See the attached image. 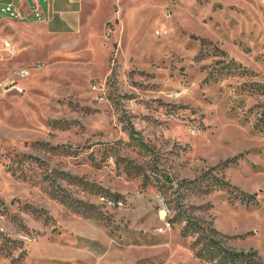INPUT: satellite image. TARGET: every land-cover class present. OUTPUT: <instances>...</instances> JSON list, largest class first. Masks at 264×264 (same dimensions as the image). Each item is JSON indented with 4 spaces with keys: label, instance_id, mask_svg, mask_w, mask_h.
<instances>
[{
    "label": "rangeland",
    "instance_id": "rangeland-1",
    "mask_svg": "<svg viewBox=\"0 0 264 264\" xmlns=\"http://www.w3.org/2000/svg\"><path fill=\"white\" fill-rule=\"evenodd\" d=\"M7 1L0 264H264L261 1Z\"/></svg>",
    "mask_w": 264,
    "mask_h": 264
},
{
    "label": "crops",
    "instance_id": "crops-1",
    "mask_svg": "<svg viewBox=\"0 0 264 264\" xmlns=\"http://www.w3.org/2000/svg\"><path fill=\"white\" fill-rule=\"evenodd\" d=\"M72 3V0H8L3 3L2 11L8 4H12L14 14L8 12L11 16L29 24L45 23L57 33L68 28L65 15L68 11L65 8L72 7Z\"/></svg>",
    "mask_w": 264,
    "mask_h": 264
},
{
    "label": "built area",
    "instance_id": "built-area-1",
    "mask_svg": "<svg viewBox=\"0 0 264 264\" xmlns=\"http://www.w3.org/2000/svg\"><path fill=\"white\" fill-rule=\"evenodd\" d=\"M261 3L263 4L264 6V0H260ZM5 12H11L12 14H14V8H13V5L12 4H8L4 9H3ZM5 47L7 49H10L12 47L11 45V42L10 41H6L5 42ZM28 76V70L25 69V68H22L19 70L18 72V78L19 80H22V79H25L26 77ZM7 86L11 89H15L19 94H22L24 93V89L25 87L21 85V83H18L16 81H12L10 83L7 84Z\"/></svg>",
    "mask_w": 264,
    "mask_h": 264
}]
</instances>
